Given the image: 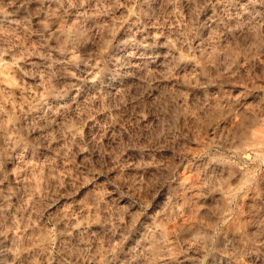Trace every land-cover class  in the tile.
<instances>
[{
    "label": "clouds",
    "instance_id": "clouds-1",
    "mask_svg": "<svg viewBox=\"0 0 264 264\" xmlns=\"http://www.w3.org/2000/svg\"><path fill=\"white\" fill-rule=\"evenodd\" d=\"M0 264H264V0H0Z\"/></svg>",
    "mask_w": 264,
    "mask_h": 264
}]
</instances>
